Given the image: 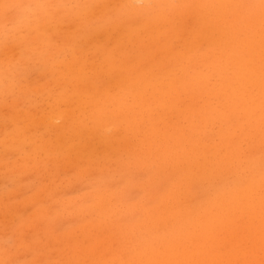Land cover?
<instances>
[{
	"label": "rangeland",
	"instance_id": "374dc122",
	"mask_svg": "<svg viewBox=\"0 0 264 264\" xmlns=\"http://www.w3.org/2000/svg\"><path fill=\"white\" fill-rule=\"evenodd\" d=\"M180 2L0 45V264H264V0Z\"/></svg>",
	"mask_w": 264,
	"mask_h": 264
},
{
	"label": "clouds",
	"instance_id": "9594fccd",
	"mask_svg": "<svg viewBox=\"0 0 264 264\" xmlns=\"http://www.w3.org/2000/svg\"><path fill=\"white\" fill-rule=\"evenodd\" d=\"M183 7L180 0H125L123 4H105L102 0H0V45L11 44L18 34L62 17L95 27L131 15L164 18ZM27 67L18 77L22 78Z\"/></svg>",
	"mask_w": 264,
	"mask_h": 264
},
{
	"label": "bare ground",
	"instance_id": "6f19581e",
	"mask_svg": "<svg viewBox=\"0 0 264 264\" xmlns=\"http://www.w3.org/2000/svg\"><path fill=\"white\" fill-rule=\"evenodd\" d=\"M60 21V20H59ZM58 30V29H57Z\"/></svg>",
	"mask_w": 264,
	"mask_h": 264
}]
</instances>
